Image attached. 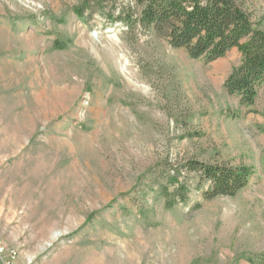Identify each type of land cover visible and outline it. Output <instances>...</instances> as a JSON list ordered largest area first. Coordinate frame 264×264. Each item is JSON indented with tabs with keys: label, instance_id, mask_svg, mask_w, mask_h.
I'll use <instances>...</instances> for the list:
<instances>
[{
	"label": "rangeland",
	"instance_id": "rangeland-1",
	"mask_svg": "<svg viewBox=\"0 0 264 264\" xmlns=\"http://www.w3.org/2000/svg\"><path fill=\"white\" fill-rule=\"evenodd\" d=\"M131 2L0 0L1 263L264 264V86L244 106L236 49L190 58L119 21ZM195 160L249 186L205 200Z\"/></svg>",
	"mask_w": 264,
	"mask_h": 264
},
{
	"label": "trees",
	"instance_id": "trees-1",
	"mask_svg": "<svg viewBox=\"0 0 264 264\" xmlns=\"http://www.w3.org/2000/svg\"><path fill=\"white\" fill-rule=\"evenodd\" d=\"M105 2L109 0H98ZM118 20L127 27L139 25L165 34L169 45L183 49L190 58L216 62L236 49L241 63L224 82L231 96L238 95L244 106L253 107L264 86V30L237 0H132ZM187 170L196 173L198 189L205 200L235 197L249 186L252 173L245 165L205 164L190 161ZM180 196L188 187L175 178Z\"/></svg>",
	"mask_w": 264,
	"mask_h": 264
},
{
	"label": "built area",
	"instance_id": "built-area-1",
	"mask_svg": "<svg viewBox=\"0 0 264 264\" xmlns=\"http://www.w3.org/2000/svg\"><path fill=\"white\" fill-rule=\"evenodd\" d=\"M7 252V249L0 247V254H4ZM14 253V252H13ZM13 255V254H12Z\"/></svg>",
	"mask_w": 264,
	"mask_h": 264
},
{
	"label": "crops",
	"instance_id": "crops-1",
	"mask_svg": "<svg viewBox=\"0 0 264 264\" xmlns=\"http://www.w3.org/2000/svg\"><path fill=\"white\" fill-rule=\"evenodd\" d=\"M1 260H2V259H1V257H0V264H2V263H1Z\"/></svg>",
	"mask_w": 264,
	"mask_h": 264
}]
</instances>
